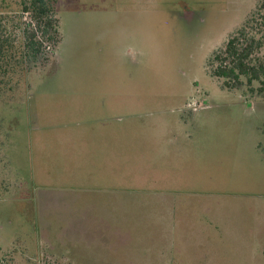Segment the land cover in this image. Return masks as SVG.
Masks as SVG:
<instances>
[{
  "label": "rangeland",
  "instance_id": "obj_1",
  "mask_svg": "<svg viewBox=\"0 0 264 264\" xmlns=\"http://www.w3.org/2000/svg\"><path fill=\"white\" fill-rule=\"evenodd\" d=\"M255 1H58L53 63L0 109V264H264V101L207 67Z\"/></svg>",
  "mask_w": 264,
  "mask_h": 264
},
{
  "label": "trees",
  "instance_id": "obj_2",
  "mask_svg": "<svg viewBox=\"0 0 264 264\" xmlns=\"http://www.w3.org/2000/svg\"><path fill=\"white\" fill-rule=\"evenodd\" d=\"M58 1L19 0L17 13L0 11L2 112L19 104L29 89L30 78L53 63L61 37ZM207 63L208 74L222 88L239 91L247 99L264 101V0L255 1L254 8ZM12 126L5 128L0 117V162L4 160ZM260 147L264 152L263 142Z\"/></svg>",
  "mask_w": 264,
  "mask_h": 264
},
{
  "label": "crops",
  "instance_id": "obj_3",
  "mask_svg": "<svg viewBox=\"0 0 264 264\" xmlns=\"http://www.w3.org/2000/svg\"><path fill=\"white\" fill-rule=\"evenodd\" d=\"M176 252H179L181 254V256H186V257H190V258H194V255H190L192 252L195 253V251H199V252H204L199 254L198 257H201L207 260V264H209V261L212 262L214 259H210V258H214L212 255L213 250H211V248H197V250H191V251H185L183 249L180 250H175ZM173 252V247H169L167 250H160L161 253V257H163L164 259H167L169 257V254H171ZM185 252V254H183ZM166 253V254H165ZM203 256V257H202ZM197 258V257H196ZM171 262L170 264H173V260L169 261ZM174 264H184L182 261L179 260H175ZM189 264V263H188Z\"/></svg>",
  "mask_w": 264,
  "mask_h": 264
}]
</instances>
